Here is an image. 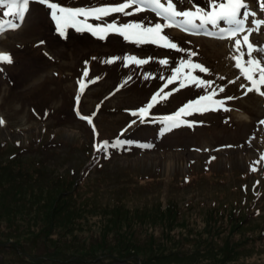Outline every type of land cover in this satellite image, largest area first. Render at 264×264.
Listing matches in <instances>:
<instances>
[{
  "label": "rangeland",
  "instance_id": "1",
  "mask_svg": "<svg viewBox=\"0 0 264 264\" xmlns=\"http://www.w3.org/2000/svg\"><path fill=\"white\" fill-rule=\"evenodd\" d=\"M193 1L189 10L209 5V0ZM119 2L58 0L60 5L73 8ZM173 2L180 9L181 3L190 0ZM248 3L256 13L250 19H264L255 0ZM5 11L8 9L0 8V22L20 26L11 29L5 23V30L0 32V53L12 58L10 64L0 62V119L4 121L0 125V165L3 160L19 161L17 167L23 171L38 168L49 177L34 178L35 185L21 184L23 187L10 184L11 180L3 182L6 188L24 190L25 196L14 204L9 191L0 193L2 232L9 235L16 224L9 216L19 218L4 206L25 213L22 200L30 199L37 186L56 189L46 197L50 204L63 188L60 182L64 186L76 182L77 201L86 198L90 205L84 208L89 216L81 219L89 221L82 227V237L86 243L99 240L115 257H101V264H264V124L260 123L264 120V96L256 91L243 94L241 85H248V81L234 67L232 57L239 53L232 40L196 32L189 35L179 28L166 30L183 49L196 53L193 62L209 69L208 74L198 70L193 74L213 81L208 88L217 92L213 99H235L225 101L229 111L210 105L216 110L182 116L186 123L197 126L194 130H179L181 125L161 135L158 118L175 113L204 91L189 86L160 100L151 110L157 122L139 123L130 112L150 101L164 83L160 77H168L185 52L151 43L138 45L115 33L101 40L90 31L72 27L61 36L50 9L36 0L30 3L22 23L14 15H4ZM114 15L118 22L151 24L158 19L151 11L131 17ZM255 27L246 21V29ZM250 40L264 46V28L253 32ZM126 55L153 59L145 65L125 66ZM112 57L120 59L105 62ZM161 58H168L169 65L159 64ZM222 86L225 92L220 93ZM81 116L91 117L92 124ZM132 120L137 123L128 128ZM118 137L135 143L109 148L107 153L95 151L94 145ZM8 174L0 170L2 180L10 179ZM57 201L61 203L62 198ZM127 213L130 217L124 216ZM29 219L28 215L23 217L24 221ZM111 220H120L122 229L107 226ZM163 226L167 227L166 235ZM27 231L17 228L6 238L0 235V264H57L49 262L50 258L60 259L62 264L81 262L78 254L82 252L74 257L70 252L49 255L46 246L40 257L21 261L16 255L19 250L35 255L31 251L35 248L33 234H25ZM128 254L132 256L125 261L117 259Z\"/></svg>",
  "mask_w": 264,
  "mask_h": 264
},
{
  "label": "snow or ice",
  "instance_id": "2",
  "mask_svg": "<svg viewBox=\"0 0 264 264\" xmlns=\"http://www.w3.org/2000/svg\"><path fill=\"white\" fill-rule=\"evenodd\" d=\"M32 2L34 0H0V8H7L8 11H5L3 14L6 16L9 14L14 15L17 21L22 23L25 19L26 12L29 10V5ZM36 2L45 4L50 9V16L55 21L56 30L61 36L65 35L67 28L72 27L77 31H90L101 40L105 39L107 35L115 33L121 35L125 40L138 45L151 43L177 52L186 53L184 57L180 58L178 64L171 68V74L168 77H160L164 83L151 96L150 101L138 110H132L130 112L133 117H138L139 123L157 122V118L153 116L151 110L160 100H164L180 89L189 86H195L204 91L205 94L186 102L175 113L163 115L158 118L161 124V135L185 124L186 121L182 119V116L191 115L193 112L216 110V108L210 107V105H218L223 107L225 111H229V108L224 107L225 101L235 99V97H225L224 100L213 99L217 95L216 90L208 91L213 81L193 74V70H198V73L208 74L209 69L203 66L202 63L193 62L191 58L196 53L183 49L175 41V38L168 34L166 30L169 28H179L182 31L202 28L205 25L218 28L220 35L217 38L232 40L234 49L239 53L238 56H234L232 59L235 61L234 67L239 69L240 75L248 81V85H241V88L245 89L243 94L247 95L249 92L256 91L264 96V91H261V86H264V46L255 45V42L250 40L253 32L260 31L264 28V19H250L255 17L256 13L254 9L250 10L251 5L248 3V0H209L207 8L196 6L194 10H180L174 4L173 0H120L115 5L89 8L67 7L60 5L58 0H36ZM255 3L256 7H259L264 12V0H255ZM144 11L153 12L158 18L157 21L151 24L134 20L118 22V17L114 15L120 14L131 17ZM108 17H112V19L108 20L107 23H103ZM92 20L100 21L101 23L93 24L90 22ZM246 21H249L256 27L245 29L244 25ZM5 23L11 29H16L20 26L19 23L0 22V32L5 30ZM225 24L229 25V27L224 28L222 25ZM241 33L244 34L241 35ZM40 43L44 42L41 41ZM245 57L247 59H244ZM118 59L120 57H112L108 58L105 62L112 64ZM151 59L153 58H137L134 55H126L123 57V62L125 66L129 64L140 66L149 63ZM242 60L243 64L241 63ZM0 62L10 64L12 63V58L9 54L0 53ZM158 63L167 66L170 61L168 58H161L158 60ZM84 75L87 76V71H85ZM145 78H149V74H146ZM221 79L224 78L221 77ZM228 83H235V81H228ZM170 85H176V87L169 88ZM83 88L84 85L82 84L81 93L83 92ZM165 89H168V91H165ZM219 92H225V87H220ZM76 99L79 102V94ZM205 101L209 102V104L202 103ZM77 113L79 114L78 108ZM80 118L86 119L89 124H92L91 117L81 116ZM3 123L4 121L0 119V125ZM135 123H137V120L130 121L128 128ZM260 123L264 124V120H261ZM189 126H191L190 123ZM93 131L95 132L94 125ZM125 131H127V128L122 130L121 136L124 135ZM134 143L132 140H125L118 137L113 142L104 141L94 145V148L97 152L107 153L109 148L124 147L125 145H132ZM136 146L144 148L151 147L150 144H137ZM261 159H264V156ZM251 170L255 171L256 169L252 168Z\"/></svg>",
  "mask_w": 264,
  "mask_h": 264
},
{
  "label": "trees",
  "instance_id": "3",
  "mask_svg": "<svg viewBox=\"0 0 264 264\" xmlns=\"http://www.w3.org/2000/svg\"><path fill=\"white\" fill-rule=\"evenodd\" d=\"M11 161L12 160H3L2 164L0 165V170L2 172L7 171L10 177V179L5 180H2L0 178V193L9 191V193H11L10 197L13 200V203L16 204L18 202V199L25 196L24 190L20 188H6L5 186H3V182L11 180L10 184H17L20 186H22L21 184L30 185L34 184L32 182V179L43 176V179L46 180L44 176L49 177V175L43 173L42 169H40V171H37L38 168L23 171L20 167H17L20 166L19 161L17 163H12ZM9 165H12L13 167ZM28 173L35 174L32 176ZM49 180L55 181L52 178H49ZM61 186L63 188L59 193H57V197L55 196V199L52 200L50 204H48L46 197L49 192H52L54 194L55 188H48L45 190V187L43 186L42 190L41 187L37 186L35 189L37 192L33 194L30 199L24 198L26 200H22L24 202L22 210L25 213L4 206L3 209H5V211H14L13 214H16L17 216H19V218L16 220V217L14 215L9 216L13 217V220L16 221V224L13 229H10L7 232L9 233L8 235L2 232L4 224L1 222V218L3 216L0 215L1 237L6 238L7 236L13 235L14 231L17 230V228H27L28 231L25 234L34 235V238L32 235V244H35V248L33 247L31 251H34L33 253H35V255L29 252L24 253L19 250L16 255L17 258H19L21 261L34 260L35 258L40 257L41 254L45 253L43 252L44 246H46L44 248H46V251H48L47 254L49 255H61V252H70V254L74 257L76 253L82 252V254H78V258L80 260L82 259L79 264H85L86 261H89L90 264H101V261L99 260L101 257H105V259H113L114 256H111V252L107 251L106 247L101 246L102 242H100L99 240H92L89 243H86V238L82 237L81 235L82 231L84 230V228L82 227L89 224V221L81 220L82 218H86L87 216H89L88 211L84 208L90 205L87 204L88 199L86 198L80 201V203L77 201L75 197L77 195V183H66V186H64L61 185L60 182V187ZM59 198H62V202L60 203L59 201L58 204L57 200ZM7 205L11 206L12 203L9 202ZM43 212L45 213V215L42 214ZM26 215L30 216V219L28 221L23 220V217ZM124 216L130 217L128 213ZM102 225H113L120 230L123 227L122 223H120V220H111L106 225H104V223H102ZM166 228V226H163L162 232L164 235H166ZM86 244L89 245L87 246ZM98 252H101L102 255H100ZM131 256L132 254H128L117 259H119L120 261H125ZM92 257L95 258L93 259V261H90L89 259ZM48 261L55 262L57 264L63 263L62 260L53 258H50Z\"/></svg>",
  "mask_w": 264,
  "mask_h": 264
},
{
  "label": "bare ground",
  "instance_id": "4",
  "mask_svg": "<svg viewBox=\"0 0 264 264\" xmlns=\"http://www.w3.org/2000/svg\"><path fill=\"white\" fill-rule=\"evenodd\" d=\"M220 56V55H219ZM219 56H217V57H219ZM211 57V56H210Z\"/></svg>",
  "mask_w": 264,
  "mask_h": 264
}]
</instances>
